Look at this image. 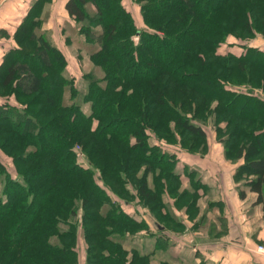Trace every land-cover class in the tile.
I'll use <instances>...</instances> for the list:
<instances>
[{"label":"trees","instance_id":"16d2710c","mask_svg":"<svg viewBox=\"0 0 264 264\" xmlns=\"http://www.w3.org/2000/svg\"><path fill=\"white\" fill-rule=\"evenodd\" d=\"M48 1L32 3L0 63V149L16 170L0 160V264H79V227L86 264H151L150 253L124 245L146 223L111 193L140 200L159 220L165 189L176 205L194 206L203 183L187 169L193 180L181 186L166 144L205 152L206 122L226 157L243 159L240 196L247 188L264 208V47L219 50L229 35L264 37V0H134L148 28L124 0H67L103 73L85 74L89 113L65 102L66 88L73 99L78 87L43 32Z\"/></svg>","mask_w":264,"mask_h":264},{"label":"crops","instance_id":"0c3cea01","mask_svg":"<svg viewBox=\"0 0 264 264\" xmlns=\"http://www.w3.org/2000/svg\"><path fill=\"white\" fill-rule=\"evenodd\" d=\"M66 1L49 0L44 5L43 30L52 26L60 29V24L69 18L75 21L66 11ZM33 2L0 0V63L5 52L16 45L15 30ZM194 153L188 157L189 162L203 187L194 206L175 204L178 214L175 215V264H264V251L258 249L264 246L263 204L257 203V194L247 188H244L246 195L241 197V180L235 179L243 159L227 158L215 133L205 152ZM177 171L182 179L183 168ZM124 245L131 248L125 242ZM80 264L86 263L82 260Z\"/></svg>","mask_w":264,"mask_h":264},{"label":"rangeland","instance_id":"374dc122","mask_svg":"<svg viewBox=\"0 0 264 264\" xmlns=\"http://www.w3.org/2000/svg\"><path fill=\"white\" fill-rule=\"evenodd\" d=\"M125 6L130 10L132 13L135 23L139 28H148L145 24L143 16L141 14V7L139 3L134 0H124ZM43 32L47 35V37L56 45L60 46L62 51L64 52L67 58V68L65 70V74L68 77H73L76 86L78 87V93L75 98L71 99V93L69 87L66 88L65 91V102H77L79 103L83 110L86 113L90 112L89 103L84 101L83 92L86 89L87 80L85 79V74L88 72H95L98 76L102 77L103 73L102 70L93 64L90 59L89 54L96 50L97 46L89 44L85 41L84 37L81 36L78 32V24L73 21L72 19H67L62 24H60V29L57 27L52 28H45ZM255 35L251 38H247L246 36H233L229 35L226 41L220 46L219 50L221 52H226L228 50H234L240 52L242 50V46L238 43H243L244 46L246 45H254L264 47V37L259 33H254ZM60 39V41H59ZM135 41L138 40L137 37L134 38ZM264 96V93L259 91ZM9 97V96H5ZM14 101V100H13ZM15 102V101H14ZM95 122V125L96 126ZM207 132V136L212 142V136L215 133L214 128L212 125L208 124L207 122L203 124ZM175 128V127H174ZM208 139V143H211ZM169 141V140H168ZM167 150L173 151L176 153L178 157L176 171L182 170L186 173V170L195 171L193 164L189 162L190 156L196 155V153L192 154L193 152H189L187 150L179 149V145L176 142H168L166 144ZM0 160L5 164L9 172L13 176H16V170L14 166V161L11 156L5 153L2 149H0ZM80 162L84 165H87L88 162L82 156H80ZM183 164H187L184 166ZM184 166V167H183ZM180 173V171H177ZM185 173L182 175V185L187 186L191 184L189 176H186ZM195 179V178H194ZM150 186L152 183V176L149 177ZM203 183V182H202ZM3 184L0 183V195L2 191ZM132 191L134 189L130 187ZM111 193V192H110ZM112 199H114L117 204L120 205L122 208L133 215L135 219H140L141 221L146 223V227L140 229L128 239L124 240L125 244L128 247H137L138 250L144 254L150 252V261L151 264H161L162 262H166L168 264H175V215H178L175 210V193L170 194L167 189L163 192V203L164 206L160 209L161 213L163 214V219H158L155 214L151 211L148 205L143 204L140 200L132 199L129 203H124V197L117 195L115 193H111ZM108 207V203L104 204L103 209L105 210ZM177 208V207H176ZM82 214V209H78L77 216L75 218L80 219ZM74 218V219H75ZM160 221L162 225L160 228L157 226L156 221ZM131 238V239H130ZM155 240V242L153 241ZM78 253H79V264L84 260L86 263V247L87 244L83 237L82 228L79 227V236H78ZM157 243V244H155ZM154 245L156 246L155 250ZM130 248V250H131ZM158 250V251H157ZM153 251V252H151ZM157 251V252H155ZM155 253H158L155 255ZM154 254V257H152ZM152 257V258H151ZM161 259V260H159Z\"/></svg>","mask_w":264,"mask_h":264},{"label":"built area","instance_id":"2783aa9c","mask_svg":"<svg viewBox=\"0 0 264 264\" xmlns=\"http://www.w3.org/2000/svg\"><path fill=\"white\" fill-rule=\"evenodd\" d=\"M78 155H79V156H82V153L80 152V153H78ZM258 249L261 250V251H264V246H261V245H260V246L258 247Z\"/></svg>","mask_w":264,"mask_h":264}]
</instances>
